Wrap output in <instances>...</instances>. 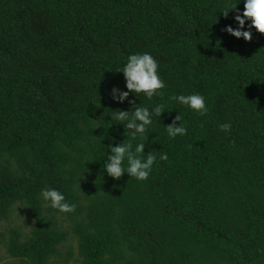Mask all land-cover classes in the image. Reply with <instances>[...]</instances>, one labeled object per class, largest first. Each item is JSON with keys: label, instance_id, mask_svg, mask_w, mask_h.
Returning <instances> with one entry per match:
<instances>
[{"label": "trees", "instance_id": "1", "mask_svg": "<svg viewBox=\"0 0 264 264\" xmlns=\"http://www.w3.org/2000/svg\"><path fill=\"white\" fill-rule=\"evenodd\" d=\"M227 2L0 0L7 264H67L75 255L76 264H264V34L253 29L251 42L226 34L236 14L220 13ZM142 52L166 84L151 100L130 96L165 105L145 145L157 161L148 180L117 181L104 170L107 146L126 136L111 116L132 105L110 93L127 90L119 70ZM191 93L206 97L207 115L171 101ZM179 113L188 134L173 139L164 126ZM46 187L75 212L48 206ZM18 211L28 230L10 226Z\"/></svg>", "mask_w": 264, "mask_h": 264}, {"label": "clouds", "instance_id": "2", "mask_svg": "<svg viewBox=\"0 0 264 264\" xmlns=\"http://www.w3.org/2000/svg\"><path fill=\"white\" fill-rule=\"evenodd\" d=\"M243 2L244 10L241 12L238 5ZM235 11L233 17L234 25L228 24L223 31L236 38L251 42L253 39V29L260 34H264V0H238L233 3L231 0L223 7L220 13L225 19L229 18L230 13ZM125 77V87L123 90L113 87L111 98L118 104L129 103L131 110L112 111V120L121 122L123 125L126 139L115 145L107 146L108 156L104 162V170L107 175L114 180L128 174L131 178L138 181H146L151 175L153 166L157 161V156L150 151L145 154V145L149 140V130L156 119L166 113L164 104H155L152 107L135 104L130 96L139 98L138 94L143 93L149 100L157 95H163L166 84L159 74V62L149 52L130 54L126 63L119 70ZM171 101L183 105L201 116L207 115L209 108L206 97L199 93L176 94L171 96ZM170 138L186 136L188 127L183 121L182 115L176 116L172 124L164 126ZM230 123L219 125L222 132L231 131ZM131 137V139H129ZM133 143L134 141H137ZM159 159L168 160V155L161 151ZM41 199L52 209L60 213H73L76 204L69 203L63 192L56 188L46 187L40 191Z\"/></svg>", "mask_w": 264, "mask_h": 264}, {"label": "rangeland", "instance_id": "3", "mask_svg": "<svg viewBox=\"0 0 264 264\" xmlns=\"http://www.w3.org/2000/svg\"><path fill=\"white\" fill-rule=\"evenodd\" d=\"M16 215H17V217L20 215V217H19L20 220L15 219L14 222H12V224L10 226L13 227V226H17V225H22L25 227V230H28L29 227L26 226V223L28 221L26 214L25 213L21 214V212L18 211V212H16ZM7 224H8L7 222H1L0 223V235L4 234V235L0 236V257L3 258L0 264H7L10 262L9 258L7 257V254H6V250L4 249L5 247L3 245L4 242L6 240H8V238L10 237L9 230L7 229V228H9V226H7ZM64 251H66V249ZM75 258H76V255H75ZM75 258H73L67 264H76L74 261ZM59 264H63V263L60 262Z\"/></svg>", "mask_w": 264, "mask_h": 264}]
</instances>
